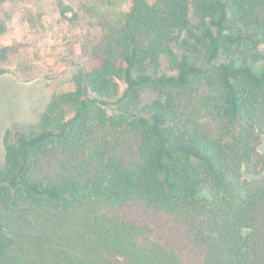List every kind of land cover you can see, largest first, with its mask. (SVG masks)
<instances>
[{"label": "trees", "instance_id": "obj_1", "mask_svg": "<svg viewBox=\"0 0 264 264\" xmlns=\"http://www.w3.org/2000/svg\"><path fill=\"white\" fill-rule=\"evenodd\" d=\"M125 2L4 132L0 264H264V0Z\"/></svg>", "mask_w": 264, "mask_h": 264}, {"label": "rangeland", "instance_id": "obj_2", "mask_svg": "<svg viewBox=\"0 0 264 264\" xmlns=\"http://www.w3.org/2000/svg\"><path fill=\"white\" fill-rule=\"evenodd\" d=\"M125 1L0 0V19L6 25L2 39L19 41L26 49L10 71L0 75V161L6 128L35 123L53 93L73 88L76 66L58 62L67 47L74 41L95 40L104 20H113ZM59 2L77 11V24L67 20L72 12L60 14ZM258 151L264 160V136Z\"/></svg>", "mask_w": 264, "mask_h": 264}]
</instances>
